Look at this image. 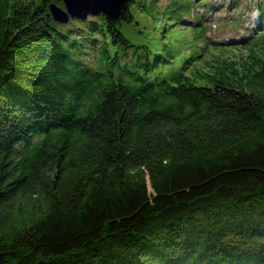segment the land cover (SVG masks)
Listing matches in <instances>:
<instances>
[{
    "label": "trees",
    "instance_id": "trees-1",
    "mask_svg": "<svg viewBox=\"0 0 264 264\" xmlns=\"http://www.w3.org/2000/svg\"><path fill=\"white\" fill-rule=\"evenodd\" d=\"M52 1L68 12L0 0L5 264H264L262 24L246 57L208 62L228 47L181 58L125 34L159 0L67 24Z\"/></svg>",
    "mask_w": 264,
    "mask_h": 264
},
{
    "label": "rangeland",
    "instance_id": "rangeland-1",
    "mask_svg": "<svg viewBox=\"0 0 264 264\" xmlns=\"http://www.w3.org/2000/svg\"><path fill=\"white\" fill-rule=\"evenodd\" d=\"M70 1L73 3V9H80L77 8L76 4L73 2L75 0ZM115 1L118 3L121 2V0L120 2L119 0ZM175 1L177 2V0ZM200 1L202 2L203 0H178L180 3L179 8L183 12V6H189L190 9V5H198L197 3ZM93 2H95V4L92 5L95 10L94 12H88L91 5H88V7H81V12H88L87 17L84 20L88 19L90 22H98L95 15L99 14L100 11L97 12V10L105 5V1L96 0ZM208 3L209 6H214L215 9L211 12L207 9L204 11V8L198 5L196 10H199L201 13L200 16H203V20L199 19V21L191 22L189 20L195 15L194 13H191L190 11L184 12L183 14L186 15L187 19L186 21H180L179 15L177 14L178 12L176 13V11L173 12V10L169 9L171 8L170 6H173L171 1L159 0L157 3L159 10H157V13L154 15L149 14L147 11L133 10L135 25L132 26V21H125L123 30L125 34L134 41V43H148L153 46L156 43L163 47L161 48L162 51L168 48L169 43H172L180 49L181 52L178 54L182 55L181 58L188 56L191 51L197 52V48L200 49L198 53L202 54L201 57L206 53H209V48L206 44L207 41L205 40L204 35L209 37L212 42H215V39L217 38H227L230 41L236 38L238 40L234 41H240L237 43L230 42L229 40V42L225 41L227 44L224 43V45H228V48H217L214 50V53L207 54V61L211 62L213 58L230 61L240 60L246 57L245 48L234 47V45L241 44V40L247 38V34L250 32L252 25L259 20V12H261V9H264V0H207L205 5ZM51 4L57 6L55 1H52ZM115 12L116 11L112 13L114 14ZM195 16L193 18H195ZM74 17L81 19L79 15ZM69 19L70 17L68 18V21L64 23L67 24ZM200 21L202 22L200 23ZM74 22H76V20ZM78 25L81 26L80 24ZM201 28L203 33L200 31ZM150 37H153L152 41L150 40ZM196 40L202 42L203 46L198 47L195 43ZM93 55L92 52L84 55L85 61L88 62L92 60ZM202 62L197 63L196 66L204 69L207 64ZM187 73H189L188 70ZM197 83L202 84L204 82L198 81Z\"/></svg>",
    "mask_w": 264,
    "mask_h": 264
},
{
    "label": "water",
    "instance_id": "water-1",
    "mask_svg": "<svg viewBox=\"0 0 264 264\" xmlns=\"http://www.w3.org/2000/svg\"><path fill=\"white\" fill-rule=\"evenodd\" d=\"M64 2L66 3V5H67V10H68V12H66V11H64V10H62L60 7H58V5L57 6H55L54 4H51L49 7H50V11H51V13L53 14V16H54V18H55V20H57V21H59V22H62V23H64V22H66V21H68V18L70 17V16H72V17H74V16H80L81 17V20H84V19H86V17H87V14H88V12H94L95 10L94 9H91V8H93L92 6H91V8H90V10H88V12H81V11H76V10H73V8H72V3H71V1L70 0H64ZM119 2H120V0H119ZM71 3V4H70ZM93 4H95V2H93ZM92 4V5H93ZM119 5L117 6V9H116V12L113 14V13H111V14H109L106 10H104L103 8H99L97 11H103L106 15H108V17L111 19V20H116L117 19V17L119 16V14L121 13V8H123V7H125V5H126V0H121V2L120 3H118ZM76 11V12H75ZM85 14V15H84ZM0 264H5V259H4V254L3 253H1L0 252Z\"/></svg>",
    "mask_w": 264,
    "mask_h": 264
},
{
    "label": "clouds",
    "instance_id": "clouds-1",
    "mask_svg": "<svg viewBox=\"0 0 264 264\" xmlns=\"http://www.w3.org/2000/svg\"><path fill=\"white\" fill-rule=\"evenodd\" d=\"M192 3V2H191ZM190 12H191V8L190 9H188ZM181 13H182V11H181ZM182 15H183V17H182V19H183V21H186V19H184V17L186 16V15H184L183 13H182ZM201 14H196V16L195 15H193L191 18H190V20L189 21H191V22H194V21H199V19L200 20H203V16H200ZM195 16V18H193ZM259 20L257 21V23H255L254 25H252V27H251V29H250V32L247 34V38H250L253 34H254V29L255 28H257L258 27V25L259 24H262V26L264 27V17L262 18V9H261V12H259ZM202 21H200V23H201ZM199 27V26H198ZM205 30H207V29H205ZM201 33H203V30H202V28H201ZM204 38H205V40L207 41V45L209 44V42H211V43H214L215 45H217V46H224V47H228L227 45H224V43H226L225 41H228L229 39H227V38H217V39H215V42L213 41H211L210 40V38L209 37H206L205 35H204ZM247 38H245V39H247ZM245 39H242L241 40V43H242V41H244ZM202 40V39H201ZM234 40H238V39H236V38H234V39H232L230 42H233V43H237V42H239V41H234ZM202 41H204V40H202ZM228 41V42H229ZM205 42V41H204ZM195 43L197 44V46L198 47H202L203 46V44H202V42H200L199 40H196L195 41ZM196 44H195V47H196ZM227 44V43H226ZM205 48V47H204ZM208 48H209V45H208ZM219 48H223V47H219ZM217 49V48H216ZM200 49L199 48H197V52L196 51H194V55L197 53V55L198 56H201L202 54H200V53H198V51H199ZM210 51V50H209ZM190 55V54H189ZM206 55V54H205ZM203 57V56H202Z\"/></svg>",
    "mask_w": 264,
    "mask_h": 264
},
{
    "label": "bare ground",
    "instance_id": "bare-ground-1",
    "mask_svg": "<svg viewBox=\"0 0 264 264\" xmlns=\"http://www.w3.org/2000/svg\"><path fill=\"white\" fill-rule=\"evenodd\" d=\"M93 1H96V0H92V1L91 0H75L73 2L76 4V7L80 8V10H81V7H88V5L89 6L90 5L92 6ZM104 1H105V5L104 6H101V8H103L104 10H106L109 14H111L114 11H116L117 6L119 5L118 2H116L115 0H104ZM82 5H85V6H82ZM91 9H93V8H91Z\"/></svg>",
    "mask_w": 264,
    "mask_h": 264
}]
</instances>
